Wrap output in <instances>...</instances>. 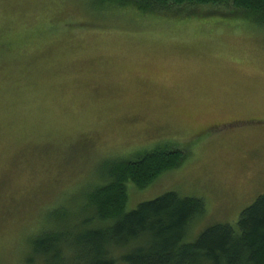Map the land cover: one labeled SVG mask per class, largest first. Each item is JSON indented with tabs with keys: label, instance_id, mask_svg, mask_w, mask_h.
<instances>
[{
	"label": "rangeland",
	"instance_id": "374dc122",
	"mask_svg": "<svg viewBox=\"0 0 264 264\" xmlns=\"http://www.w3.org/2000/svg\"><path fill=\"white\" fill-rule=\"evenodd\" d=\"M159 147L183 160L128 183L125 208L200 198L187 241L264 195V24L232 4L0 0V264H44L32 240L71 230L114 162Z\"/></svg>",
	"mask_w": 264,
	"mask_h": 264
},
{
	"label": "trees",
	"instance_id": "16d2710c",
	"mask_svg": "<svg viewBox=\"0 0 264 264\" xmlns=\"http://www.w3.org/2000/svg\"><path fill=\"white\" fill-rule=\"evenodd\" d=\"M116 8L128 4L140 12L169 5L232 4L264 24V0H100ZM179 150H148L134 161L112 164L110 181L94 190L92 208L71 230L53 225L32 240V252L44 264H264V195L246 207L235 224H213L187 241L192 222L204 211L200 198L174 191L126 210L128 183L146 188L179 166ZM53 224L56 223L54 221Z\"/></svg>",
	"mask_w": 264,
	"mask_h": 264
}]
</instances>
